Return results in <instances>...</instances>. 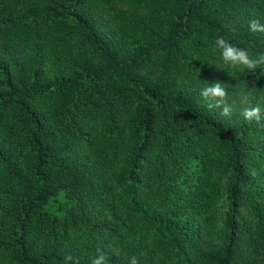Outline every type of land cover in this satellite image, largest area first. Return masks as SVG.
<instances>
[{
    "label": "trees",
    "instance_id": "obj_1",
    "mask_svg": "<svg viewBox=\"0 0 264 264\" xmlns=\"http://www.w3.org/2000/svg\"><path fill=\"white\" fill-rule=\"evenodd\" d=\"M253 20L264 0H0V264H264V66L215 43L264 54Z\"/></svg>",
    "mask_w": 264,
    "mask_h": 264
},
{
    "label": "clouds",
    "instance_id": "obj_2",
    "mask_svg": "<svg viewBox=\"0 0 264 264\" xmlns=\"http://www.w3.org/2000/svg\"><path fill=\"white\" fill-rule=\"evenodd\" d=\"M249 29L254 33L264 32V26H261L260 23L255 20L250 22ZM215 43L221 52L223 63L233 69H247L248 71L255 72V70L264 66V54L252 57L246 50L231 46L223 37L217 38ZM201 95L204 100L208 102L209 108H222L221 115L224 117H229L231 115L232 108L227 104L226 97L228 94L222 83L216 82L211 85L208 84V86L201 91ZM241 115L248 123L253 121L260 123L261 109L258 106L245 108ZM72 260V256H67L65 258V264H68V261ZM75 264H79V261L75 260ZM92 264H106L105 256L103 254L97 256L93 259ZM130 264H138L137 258L132 257Z\"/></svg>",
    "mask_w": 264,
    "mask_h": 264
},
{
    "label": "rangeland",
    "instance_id": "obj_3",
    "mask_svg": "<svg viewBox=\"0 0 264 264\" xmlns=\"http://www.w3.org/2000/svg\"><path fill=\"white\" fill-rule=\"evenodd\" d=\"M243 100L240 102V103H238V105L237 106H235V108H234V113L233 114H236V113H238L239 114V116H241V113L243 112V110L245 109V108H249L250 106L248 105H244L243 107ZM242 107V108H241ZM225 212H226V206H225V203L224 202H220L219 203V208H218V211H217V213H216V216H219V219L218 220H216V226L217 227H219V222H220V220H221V217L223 216V215H225ZM202 239H204V240H207V241H209V242H213V237H211L209 234H206V233H204V234H202Z\"/></svg>",
    "mask_w": 264,
    "mask_h": 264
}]
</instances>
